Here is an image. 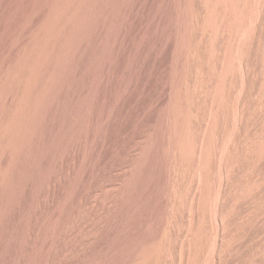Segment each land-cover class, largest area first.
I'll return each mask as SVG.
<instances>
[{
	"label": "rangeland",
	"instance_id": "1",
	"mask_svg": "<svg viewBox=\"0 0 264 264\" xmlns=\"http://www.w3.org/2000/svg\"><path fill=\"white\" fill-rule=\"evenodd\" d=\"M0 264H264V0H0Z\"/></svg>",
	"mask_w": 264,
	"mask_h": 264
},
{
	"label": "bare ground",
	"instance_id": "2",
	"mask_svg": "<svg viewBox=\"0 0 264 264\" xmlns=\"http://www.w3.org/2000/svg\"><path fill=\"white\" fill-rule=\"evenodd\" d=\"M241 12V11H240ZM248 12V11H247ZM207 19L209 20L210 19V17H209V14H208V16H207Z\"/></svg>",
	"mask_w": 264,
	"mask_h": 264
}]
</instances>
